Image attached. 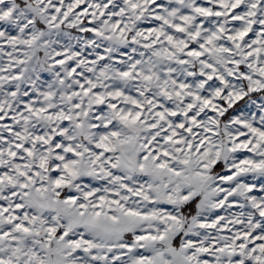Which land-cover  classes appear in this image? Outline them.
<instances>
[{
    "label": "snow or ice",
    "instance_id": "snow-or-ice-1",
    "mask_svg": "<svg viewBox=\"0 0 264 264\" xmlns=\"http://www.w3.org/2000/svg\"><path fill=\"white\" fill-rule=\"evenodd\" d=\"M0 264H264V0H0Z\"/></svg>",
    "mask_w": 264,
    "mask_h": 264
}]
</instances>
